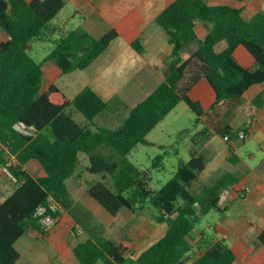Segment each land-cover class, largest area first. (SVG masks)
I'll return each mask as SVG.
<instances>
[{
    "label": "trees",
    "instance_id": "1",
    "mask_svg": "<svg viewBox=\"0 0 264 264\" xmlns=\"http://www.w3.org/2000/svg\"><path fill=\"white\" fill-rule=\"evenodd\" d=\"M64 6L65 0H0V33L8 36L0 39V168H7L15 181L12 193L0 203V264H15L21 256L17 241L30 229L45 233L41 218H58L63 212L73 215L76 236L87 234L73 248L77 264H234L236 254L223 238L205 229L198 230V240L193 234L201 216L214 209L224 211L219 205L221 192L237 178L225 172L199 192L192 190V184L207 164L203 150L207 141L216 134L230 139L248 132L247 127L234 129L230 120L246 91L264 83V11L250 15L244 7L207 0L170 3L156 18L172 45L165 80L110 128L94 120L112 101L91 86L72 99L54 83L42 90L49 67H57L61 74L85 69L118 37L114 28L95 38L81 27L55 26L53 20ZM199 20L209 29L204 39L196 31ZM32 41H49L54 46L37 61L28 51ZM141 43L139 38L133 47L141 51ZM188 44H195V49L184 58L182 50ZM240 45L254 57L255 66L245 67L235 59ZM203 78L216 95L207 110L189 95ZM181 101L196 114L195 124L200 118L208 124L194 134L190 160L180 159L173 177L152 190L149 172L128 155L139 144L149 143V132ZM263 104V94L252 101L256 108ZM222 105L226 110L216 120ZM74 112L81 113L85 122L78 121ZM19 121L34 126L36 134L15 130ZM80 153L88 155L90 173L113 178L114 189L97 181L90 185V195L114 216L123 207L135 213L152 210L153 219L166 224L163 237L137 256L127 254L126 246L103 235L102 223L92 216L88 223L76 213L66 180L74 174ZM30 160H37L46 174L34 177L25 168ZM42 206L47 210L40 215L37 211ZM258 238L264 243V229Z\"/></svg>",
    "mask_w": 264,
    "mask_h": 264
},
{
    "label": "crops",
    "instance_id": "2",
    "mask_svg": "<svg viewBox=\"0 0 264 264\" xmlns=\"http://www.w3.org/2000/svg\"><path fill=\"white\" fill-rule=\"evenodd\" d=\"M173 1L65 0V6L67 3L73 4L75 7L74 13L71 17H68V22H53L55 26L61 29L81 27L95 38L101 37L112 28L118 32V37L91 65L85 69L67 73H76L67 82L63 83L64 87L70 91L72 89L77 90L73 97L59 86L71 99L84 87L91 86L103 99L112 101L110 106L95 118L94 122L97 125L110 128L116 127L126 117L129 108L145 99L165 80L172 45L169 43L164 29L157 23L156 18ZM207 1L210 4L244 7L250 12V15L264 10V0ZM196 31L199 38L204 39L209 29L203 21L199 20L196 23ZM0 36L1 39L8 38L3 32L0 33ZM139 38L142 40L141 51L133 47V42ZM34 42H32L33 45L37 44ZM40 42L42 41H38V43ZM190 47L191 50L189 51L191 53L195 49V44ZM234 57H237L238 62L245 67H253L256 64L254 57L243 45L235 49ZM63 75L66 74H61L57 67H49L43 78L42 90L48 89L53 83L56 84L57 79ZM260 94H263L264 97V83L251 86L243 95V102L236 107V113L230 120V124L234 129L247 127L248 138L225 139L224 136L216 134L211 140L207 141L203 149L208 159L207 164L192 184V190L199 192L203 186L212 184L225 172L237 178V181L229 186L231 192L224 208L227 212V218L223 220L221 226H214L215 229L212 227L217 232V238H223L235 252L234 264H264V243H261L258 238L264 229V104L257 108L252 105L253 99ZM189 95L193 100L199 101L205 110L211 106L216 97L212 85L206 78L201 79L191 89ZM182 102L184 101H181L178 105ZM225 110L226 105L220 106L218 109L219 116H216V120L220 118ZM74 116L76 118V112H74ZM78 121L84 123L85 119ZM199 121H201L203 127L208 124L205 118H200ZM252 139L256 145V152L242 153L243 148ZM83 158L85 161L83 163L84 173L83 170H79ZM88 165V155L80 153L74 174L66 180L67 188L73 199V207H76L74 205L79 202L83 207L89 209L93 218L104 225L103 235L117 244L126 246L127 254L137 256L152 243L163 237L166 232L163 225L166 226V224L156 222L153 219L152 210L135 213L129 208L123 207L114 216L93 198L89 193V187L94 180L88 176V173H90L87 170ZM25 168L34 177H42L46 174L37 160H30ZM6 173L5 168L1 167L0 203L15 188V184H12L11 188L6 184ZM81 174H84L83 181L78 179ZM100 175L104 180L109 177L104 178L102 174ZM72 179H75L73 185L70 184ZM196 182H201V185L198 189H193ZM243 187L246 189L243 190ZM82 210L83 208L79 209V207L76 210L80 217L82 216L80 213ZM74 225L73 215L69 212H63L57 218L53 228L54 232L64 234L68 229L70 230L69 235L72 234L74 238L76 237L74 239L68 236L69 239L74 240L72 254L74 246L79 241L87 238L85 232H81L79 236H76L72 232ZM200 229L198 227L195 229L193 234L195 240L201 237L198 233ZM36 231L38 232V230ZM21 239L16 243L21 256L15 264H19L24 256L21 251L22 242L19 247L17 246ZM73 257L74 264H77L74 254Z\"/></svg>",
    "mask_w": 264,
    "mask_h": 264
},
{
    "label": "rangeland",
    "instance_id": "3",
    "mask_svg": "<svg viewBox=\"0 0 264 264\" xmlns=\"http://www.w3.org/2000/svg\"><path fill=\"white\" fill-rule=\"evenodd\" d=\"M211 2H216L217 0H209ZM75 7L72 3H67L63 11L58 15L57 18L53 20L55 23L66 21L68 22V17L74 13ZM264 11V10H263ZM68 19V20H67ZM71 20V19H70ZM59 34L54 35V39L58 38ZM1 39V36H0ZM34 42V41H32ZM30 43V48L28 49L29 53L34 57L35 60L41 61L53 48V42H40L33 45ZM191 47L188 44L182 50V56L187 58L190 54ZM238 61V58L235 57ZM76 73L66 74L57 79L56 84L64 89V91L73 97V94L77 90L72 89L71 91L64 87L63 83L67 82L71 76ZM77 120L85 119L81 113H77ZM196 123V114L189 108V106L182 102L174 110H172L167 117L161 121L149 134L146 136L148 144H139L129 155L128 159L136 164L143 170H147L151 177L149 187L152 190L160 189L169 179H171L177 169V165L180 159L184 161H189L191 158L190 150L194 148L193 136L197 130L202 129L203 124L201 121ZM256 152V145L253 141L246 145L242 153L244 152ZM83 163H85L84 158L79 165V170H83ZM80 171V172H81ZM89 177L95 182L102 181L109 188L114 189L113 178L109 176L106 180L102 178L100 174H91L88 173ZM6 184L12 186L15 184L14 179L6 173ZM78 179L83 181L84 174L78 176ZM92 182V184L94 183ZM75 179L70 181V184L73 185ZM201 185V182L195 183L193 189H198ZM9 191V189H8ZM5 194V192H3ZM82 209L80 211L81 215L88 221L93 215L86 207H83L79 202L77 205H74ZM149 208H154L149 205ZM148 208L145 209L147 211ZM87 213H83V212ZM149 212V211H148ZM76 215V214H75ZM227 218L226 209L220 211L217 209L211 210L206 215L201 216L199 222L196 224V228L205 229L209 233H215V227L221 226L223 220ZM89 223V222H88ZM55 226V225H54ZM54 226L47 233L37 232L34 229H30L23 238L19 241L17 246L21 243V251L23 253V259L19 264H74L75 260L72 254V247L74 245L73 239L74 235H69L70 230L66 229V233H57L53 231ZM214 229H213V228ZM166 226L163 225V229ZM200 229V230H201ZM69 236V237H68ZM76 238V237H75ZM74 238V239H75Z\"/></svg>",
    "mask_w": 264,
    "mask_h": 264
},
{
    "label": "built area",
    "instance_id": "4",
    "mask_svg": "<svg viewBox=\"0 0 264 264\" xmlns=\"http://www.w3.org/2000/svg\"><path fill=\"white\" fill-rule=\"evenodd\" d=\"M14 128L15 130H17L18 132L24 134V135H30V136H34L36 134V128L32 125H27L25 124L24 122L22 121H19V122H16L14 124ZM249 136V132H244L242 131L240 133V138L241 139H245V138H248ZM225 139H227V137L225 136ZM5 171L7 172V174H9L12 178L13 176L10 174V172L8 171L7 168H5ZM14 179V178H13ZM246 189L243 187V190ZM230 192H231V188L228 187V188H225L222 192H221V196H220V200H219V205L221 207H225L226 206V203H227V200H228V197L230 195ZM50 204L54 207H56V203L55 201L50 198ZM46 207L45 206H42L38 209V214L40 215H43L46 213ZM166 216H168V214H166ZM57 222V218L52 216V215H48L46 217H43L41 218V221H40V224H41V228L42 230L47 233L50 231V229L56 224Z\"/></svg>",
    "mask_w": 264,
    "mask_h": 264
}]
</instances>
